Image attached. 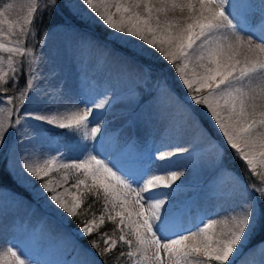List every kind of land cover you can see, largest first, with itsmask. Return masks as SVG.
<instances>
[{"label":"snow or ice","instance_id":"snow-or-ice-1","mask_svg":"<svg viewBox=\"0 0 264 264\" xmlns=\"http://www.w3.org/2000/svg\"><path fill=\"white\" fill-rule=\"evenodd\" d=\"M57 7L59 0H20L0 8V143L21 123L18 114L43 76L42 57L31 41L44 13ZM79 7L117 39L134 38L141 52L150 49L171 67L185 91V100H174L181 119L195 126L197 108L207 113L223 139V145H208L214 156L222 163L227 148L241 162L243 179L221 169L231 179L226 195L243 198L219 220L189 222L175 200L176 181L185 172L167 165L191 149L162 152L155 169L137 168L131 148L106 144L101 121L89 128L107 98L82 110L28 115L95 143H85L69 163L62 162L63 153L21 157L22 172L40 181L50 205L79 221L81 236L89 238L102 264H232L257 226V205L264 203V0L258 13L252 0H79ZM22 75L24 88L9 95ZM157 86L171 93L166 82ZM82 252L81 264H91L87 250ZM0 264L37 262L24 248L5 243Z\"/></svg>","mask_w":264,"mask_h":264},{"label":"bare ground","instance_id":"bare-ground-1","mask_svg":"<svg viewBox=\"0 0 264 264\" xmlns=\"http://www.w3.org/2000/svg\"><path fill=\"white\" fill-rule=\"evenodd\" d=\"M72 2L77 12L83 14L79 7V0H72ZM19 3L20 0L12 1L14 5ZM252 3L257 6L255 11L258 13L260 11V0H252ZM10 15L15 18L16 12L13 11ZM113 37L116 38L115 34H113ZM94 38L89 32L65 26L62 29H53L37 52L42 57L43 76L37 81L35 89L27 99L21 123L18 127L16 126L17 130L15 129L12 132V128L7 133L14 136L9 155V168L19 182L30 179L22 172L20 167L21 157H30L33 154L41 153L48 157V144L40 136H47L48 130L58 129L51 128V125L44 122L26 117L28 115H50L57 110L64 112L66 107L81 110L74 104L72 94L75 92L96 96L97 100L102 98L110 100L105 109L95 110L90 120L95 119L97 115H101L102 128L107 131L105 136L108 142L113 139L112 141H124L128 146L135 145L138 153H140V149H145L148 146L152 149L154 147L159 150L163 149V152L175 151L177 148L172 143H168L169 140L167 139L172 138L170 140L175 141L178 133L179 135L182 133L187 135L188 133L179 127V123L195 129V126L181 119L180 109L174 105L173 101L163 91L151 96L143 107L139 108L140 114L136 113L135 116H132L130 111L136 106L132 89L138 84V66L126 58L125 53L124 56L111 53L106 48V42L101 44L97 41L96 43ZM120 40L140 48V42L134 38L125 37ZM144 50L151 52L147 48ZM87 102L91 104L90 101ZM92 126L91 124L90 127ZM197 126L204 133L201 136V147L204 146L202 151H205L204 155L200 156L198 152L193 156V143H185L181 147L190 148L191 145V153L178 154L174 158L178 159V162L182 165L189 164L186 169L188 172L184 171L182 167L175 169V171L185 172V175L176 182L180 185H197L193 192V198L184 204V208L186 209L187 220L199 223L202 218L221 219L223 214L229 208L235 207L243 197L239 194L235 196L226 195L231 190V179L227 175L220 174L221 168L225 166L217 161L208 146L212 142L215 143L214 139L201 127L199 122ZM139 128H152L154 129L153 135L150 134L147 137ZM124 130L129 132V139L121 136ZM132 138L135 140H131ZM7 142H10V140ZM4 148L5 145L2 149L0 148V152ZM152 149L150 148L149 151ZM197 156L200 157V162L194 166L191 162L192 159L195 161ZM6 192H0V230L3 232L5 230L12 231L6 234L17 236L18 232L16 231L25 228L28 223L33 221L34 215L33 212L26 210L28 204L31 205V203L20 195L16 196L9 204L2 205L9 196V193ZM44 202L51 213L56 216L65 215L50 205L46 199ZM39 227L40 224H37L36 220L33 234L37 232ZM24 231L22 230V232ZM52 233L56 234L55 232ZM55 241L59 240L56 239ZM40 242L42 241L40 240ZM54 244H50L49 247ZM64 249L65 246H61L53 255L61 253ZM82 260L78 258L74 264H81ZM91 264H93V261H91ZM240 264H264V241L251 248Z\"/></svg>","mask_w":264,"mask_h":264},{"label":"rangeland","instance_id":"rangeland-1","mask_svg":"<svg viewBox=\"0 0 264 264\" xmlns=\"http://www.w3.org/2000/svg\"><path fill=\"white\" fill-rule=\"evenodd\" d=\"M12 1L13 0H0V8L4 7L8 3H12ZM62 8L64 11L60 8L55 9L57 14L61 16V20H62L61 23H58L52 26L49 29V31H47L45 36L41 38V40L38 38L39 37V33H38L36 40L31 41L36 52L39 51L45 38L53 29H57V28L62 29L65 26H71L73 28L82 30L84 32H89L90 34H92L95 37L94 41L96 43L97 41L101 42V44H104V42H106L107 43L106 48L111 53L123 55L124 53H122V51L115 50V49H125V50H129L130 52H132V54L135 56L134 57L128 54H124L125 57L128 58L132 63L136 64L139 69L138 71L139 73L137 76L138 84L135 88L132 89V96L136 102L135 108L133 110L131 109L130 111L132 116H135L137 111L141 107L143 103L142 98L147 97L146 99L147 101L155 93L161 92V90L157 86L158 82H166L167 88L171 90V93H165V92L164 93L168 95V97L173 101V103L176 97V95L172 92V90L174 89L173 87H175L182 93V97L185 100V91L183 87L181 86L180 82L178 81V79L176 78L175 73L172 71L171 67L159 57L158 54H155V53H152L146 50H143L141 52L139 47L132 45L130 43L123 42L120 39L114 38L113 33L110 30H108L105 26H103L101 23L85 16L84 14L78 13L77 10L73 7L72 0H62ZM138 58L144 59V61H146L147 63H143ZM21 78H23V85L25 86V77L22 75L19 80L18 89L15 90L13 94L8 93L9 95H15L16 91H18L21 88H24L22 87L23 85H21V82H22ZM172 94H174V96ZM28 97L26 98V102H27ZM72 97H73V101H75L74 102L75 106L79 109L81 108V110L84 109L85 106L90 105L88 104L87 101H90L89 103H92L93 101H97L96 96L86 95L83 92H75L72 94ZM25 104L23 105L19 113L20 119L23 116V110L25 108ZM196 113L206 117V119L210 123L209 125L212 128V131H214L216 136L212 134L211 131H209L206 127H204L203 124H201V122L198 119V122L201 125V127H203L208 132V134L211 135L212 138L214 139L215 143L212 142V144L223 145V139L221 135L216 131L215 126L208 119L207 113L202 108H197ZM100 117L101 115H97L95 119H93V122H94L92 123L93 126L96 125V121H101ZM15 118L16 117H14L13 119ZM183 125L184 124L179 123V127H181V129L186 130V132H188L187 135L183 133L179 135L178 133L176 140L172 141L170 140L172 138H168L167 139L169 140L168 143H172L175 148H182L185 143L187 144L193 143L192 145V147H194L193 156L198 154V152L200 153L199 154L200 156H203L205 151L202 152L204 146L201 147V136L204 135V133L197 126V124L195 125V129L192 127H187ZM90 126L91 124L89 125V128ZM17 127L13 128L12 132H14L15 129L17 130ZM50 127L57 128L55 126H50ZM139 130L142 131L144 135L147 137H149L150 134L153 135V131H154V129L152 128H142V129L139 128ZM145 130L147 132H144ZM102 132L104 134L106 144L111 143L113 139L109 140L108 142V139L105 136L107 132L105 128H102ZM47 133H48L47 136L42 135L40 137H42L43 140L46 142V144H48L49 156H52V155L59 156L61 153H63L64 156H63L62 162L64 163H69L71 162V160L80 157L82 148L85 143L89 144V146L95 143L92 141H87V142L81 141L79 134L73 135L69 133L68 130H65V129H59V128L52 129V130H48ZM9 135L10 134L6 135L3 141L4 144L2 143L0 146V148L2 149V147L5 145V148L0 152V166L2 164L5 165L6 171H7L6 178H8L9 180H13L15 182V186L19 189V191L16 192L13 188H4V186H1L0 184V192L7 191L9 193L7 200L3 202L2 205L9 204L16 196L20 195L31 203V205L28 204V208H26V210L33 212L34 219L30 223H28V225L25 228L16 231L18 232L17 236H12V235L9 236L8 234H6V233H11L12 231L10 232V231L5 230L3 232L2 230H0V245H3L5 243L16 244L17 246L24 248L27 254L30 256V258L36 261L37 264H74L75 262H77L76 260L78 258L81 260L83 259L84 253L82 252V249H86L89 254L88 259L93 261V264H100L95 254L91 252L90 250H88L84 245H82V243H80V240L82 238H87V237L81 236L78 230V225H76V224H79V221L73 220L72 218L67 217L66 215L58 214L59 216H56L55 214L49 211V208L45 205V202H44L46 194L42 193L40 189V181H36L34 178H30L29 180H21L19 182V180L14 176L13 172L9 168V155L11 152L12 143L14 141V136H11V135L9 136ZM128 135H130L129 132L125 130L121 134V136H124V138H128ZM9 140L10 142H7ZM131 140H135V139L132 138ZM118 143L122 147L126 145L124 141L118 142ZM128 147L132 149L131 157L134 159L135 165L137 168L151 170V169H155L158 164L163 163L155 159L156 156H158L159 154L163 152V149L159 150L158 148L156 149L155 147L154 149H152V147L148 146L145 149H140V153H138L137 149L133 145H129ZM149 147L152 149L151 151H149L150 150ZM6 148H9L8 149L10 150L9 154ZM190 148H191V145H190ZM226 150L227 148H224L223 150L222 163L225 166L223 168L230 169L233 173L236 174V176H239L227 164L225 160ZM188 155H191V154H188ZM217 161L219 160L217 159ZM198 162H200L199 156H197L195 161H193L192 159L191 163L192 165L195 166V164H197ZM188 165L189 164H186V163L183 165L182 163L180 164L178 162V159L173 157L168 162L167 166L171 168L172 170L179 169L180 167H182V169L185 171ZM161 174L164 175L165 178H167V173H161ZM176 184L180 185L177 182ZM195 187H197V185L195 184L190 185V186L180 185L179 189L177 190L175 194L176 203L179 206H182L184 208V204L187 202L191 194L195 191L194 190ZM205 209H208V208H205ZM256 214H257V220H258L257 226L252 232L248 234V238L244 240L243 246L236 253L232 263H234L236 260L239 259L240 255L245 251L246 245L249 244L254 239L256 231L258 230V227L260 226V219H259L260 209L258 205L256 209ZM36 220H37V224H40V227L37 230V232L33 234L34 222H36ZM22 230H25V231L22 232ZM52 232H55L56 234H53ZM56 239H58L59 241H55ZM40 240L42 242H40ZM52 243H55V244L49 247V245ZM61 246H65V249L61 251V253L58 252L59 254L55 253V255H53L54 252L57 249H59ZM46 247H49V249L47 250L44 249ZM65 256L68 257L67 260Z\"/></svg>","mask_w":264,"mask_h":264},{"label":"trees","instance_id":"trees-1","mask_svg":"<svg viewBox=\"0 0 264 264\" xmlns=\"http://www.w3.org/2000/svg\"><path fill=\"white\" fill-rule=\"evenodd\" d=\"M57 8H60L63 10L62 0H59V7H57ZM61 21H62L61 16H59L55 10L46 11L43 15L42 21L38 22L36 25V27L39 30V32H38L39 37L38 38L41 40V38H43L45 36L47 31H49V29L52 26H54L55 24L61 23ZM96 34H98V33H96ZM40 40H38V41H40ZM117 50L122 51L125 54L134 56L132 54V52H130L129 50H125V49H117ZM138 59L140 61H142L143 63H147L146 61H144V59H140V58H138ZM150 74H151V72H150ZM21 79H22L21 85H23V78H21ZM22 87H24V85ZM173 88H174L173 91L179 97L183 98L182 93L178 89H176L175 87H173ZM21 89H23V88H21ZM13 92L14 91H10L9 94H13ZM196 116L199 118V120L201 121L203 126L206 127L209 131H211L212 134L215 135V133H214V131H212V128L209 125L210 123L208 122L206 117H204L203 115H199L198 113H196ZM225 160H226L227 164L230 166V168H232L239 175V177L243 179L241 162L239 160H236L233 158L232 152L229 149H227L225 152ZM6 174H7L6 167L4 164H2L0 166V184H1V186H4V188H13L16 192L19 191V189L15 186V182L13 180H9L8 178H6V176H7ZM96 207L99 208L100 205H97ZM258 207L260 209V217H259L260 226L258 227V230L256 231L254 239L250 242L251 245L264 240V203L258 204ZM76 225H78V224H76ZM110 228H111V225L106 224L105 229H110ZM88 239L89 238H82L80 240V242L82 244H84L88 249H90L95 254V252L92 250L91 246L88 244ZM95 256H96V254H95ZM97 258L100 261V263L102 264L101 259L99 257H97ZM118 264H124V262L120 261V262H118Z\"/></svg>","mask_w":264,"mask_h":264}]
</instances>
